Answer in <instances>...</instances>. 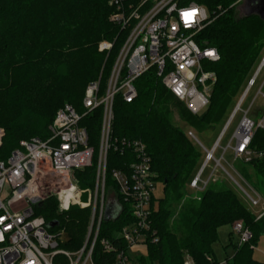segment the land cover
<instances>
[{
	"label": "trees",
	"instance_id": "1",
	"mask_svg": "<svg viewBox=\"0 0 264 264\" xmlns=\"http://www.w3.org/2000/svg\"><path fill=\"white\" fill-rule=\"evenodd\" d=\"M110 1L0 0V129L3 131L0 161L8 160L21 141L47 139L57 110L64 105L83 113L84 94L90 83L101 77L102 90L106 89L125 39L109 21L114 11ZM187 1L204 6L210 13L211 23L200 33L198 43L215 48L220 56L216 63L205 67L216 77L208 109L199 116L192 115L166 89L154 70L136 82L139 94L136 101L126 104L119 96L114 103L113 140L144 142L157 182L164 186L165 197L158 202L153 198L150 207L152 229L159 241L147 243L149 258L140 259L139 264H183L186 253L197 264H216L208 257L215 261L213 246L218 242L217 231L223 225L235 223L248 228L253 238L236 248L229 264H264L253 257L264 234V217L258 221L233 190L217 182L199 197L181 204L186 185L196 174L201 153L172 120L176 112L199 131L214 130L223 122L264 48V16L237 14L234 5L238 0ZM102 40L114 43L108 59L106 53L98 51ZM102 115L103 110L99 109L85 116L81 123L87 128L96 153L92 167L75 173L83 189L95 188ZM255 144L264 147V132L258 133ZM133 161L131 153L123 156L113 150L109 152L106 188L114 186L116 206L121 212L116 220L106 221L104 217L93 252L94 264H113L115 259L113 253L103 252L101 240L110 239L118 247H125L116 234L133 225L134 219L110 173L116 169L128 171ZM250 166L257 175H264V161H254ZM69 212L67 217L66 213L59 214L56 198L37 208L48 224L57 222L58 229H71L85 242L90 209L80 210L75 206ZM83 244H77L73 250Z\"/></svg>",
	"mask_w": 264,
	"mask_h": 264
},
{
	"label": "built area",
	"instance_id": "2",
	"mask_svg": "<svg viewBox=\"0 0 264 264\" xmlns=\"http://www.w3.org/2000/svg\"><path fill=\"white\" fill-rule=\"evenodd\" d=\"M110 6L114 11L109 21L119 28L125 39L106 89L102 90L101 77L90 83L84 94L83 113L71 105H64L57 110L47 139L21 141L20 147L8 160L0 161V264H56L62 257L64 264H94L93 252L109 203L105 191L111 150L123 156L127 153L133 155L134 161L130 163L128 171L116 169L110 175L134 221L133 225L124 227L116 234L125 247H118L105 238L100 241L103 252L115 255L113 264H137L132 260L130 251L136 246H147L149 241H159L151 222L150 207L157 184L152 159L146 144L140 140H113L114 103L119 96L126 104L136 101L139 96L136 82L154 70L166 89L192 115L199 116L209 107L211 89L216 80L214 72L207 71L205 67L216 63L220 56L215 48L202 47L198 43L200 33L211 23L210 13L204 6L187 0H111ZM234 6L241 7L246 13L264 16V0H238ZM189 13L193 15H186ZM112 46L104 43L101 50L110 51ZM260 60L211 150L206 149L192 131L185 134L197 148L206 152L204 164L192 177L189 188L202 194L212 182H217L214 172L221 167L244 199L254 209H260L255 214L258 221L264 217V198L233 166V174L228 173L222 163L225 154L230 151L235 160L243 163L264 161V147L255 144L258 133L264 132V115L256 125L248 118L249 110L244 112L229 144L224 149L220 144L264 70V53ZM263 86L264 83L258 88L251 107H255L258 100L264 105ZM99 109L103 110V115L96 184L93 192L89 191V202L84 203L75 173L92 167L96 153L90 144L88 130L81 123L85 116ZM219 148L224 152L217 159L215 155ZM211 163H215L216 167L205 179L204 173ZM50 198L58 200L59 214L67 213L75 206L91 211L85 242L76 252L63 248L60 239L65 231L57 227L52 232L46 219L37 213V208ZM113 202L116 204L115 200ZM232 232L240 235L239 246L253 238V233L242 223H235ZM208 260L216 264H229L227 259L220 263L212 257H208ZM183 264L197 263L186 253Z\"/></svg>",
	"mask_w": 264,
	"mask_h": 264
},
{
	"label": "rangeland",
	"instance_id": "3",
	"mask_svg": "<svg viewBox=\"0 0 264 264\" xmlns=\"http://www.w3.org/2000/svg\"><path fill=\"white\" fill-rule=\"evenodd\" d=\"M237 14H239L241 16L251 15L250 13L244 12V10L241 7L237 8ZM104 43H110V41H107V40L100 41L98 43V51L101 53H106L107 54L106 59H108L110 52L114 47V43L113 42L110 43V44H113L110 51H102L101 46ZM263 53H264V48L261 49V52H260L258 59H257V63L255 64V67L251 71L249 78H252L254 76L253 74L255 73V70L257 69L258 65L260 64V61H261L260 57ZM102 70H103V67L100 69V71H102ZM259 75L260 76L257 80V84H256L254 90H252L250 92L248 97L243 102L241 112L237 115L235 122L232 124V126L229 128V131L227 132L228 134L225 136L222 143L220 144L221 148L224 149L229 144V141L232 138L234 131L236 130L242 116L244 115V112L249 110L248 118H250L256 125L259 124L261 122V120L263 119L262 117L264 115V105H263V103H261V100H258L256 102L255 107H251V105H252L251 103L256 96V92H257V90H259L258 88H260L262 86V84L264 83V70ZM109 76H110V74H109ZM108 77L106 79H108ZM107 84H108V82H107ZM246 84L247 83L245 82L243 84V86L241 87V91L239 92L238 96L234 99L232 106L229 109L227 115L225 116L223 122L219 126H217L214 130L204 129V130L199 131L196 128H193L190 125H188L186 122H184L182 120V118L176 112H173L172 120L174 121L175 125L177 127H179L185 134L189 130L192 131L194 134H196L200 143H202L206 149L211 150L212 147L215 145L217 139L221 136V132L223 131L226 124L228 123V120H229L228 118L230 117V115L232 114L234 109L236 108L239 99L242 97V94L244 93L245 88H246ZM262 89H263L262 92L264 93V86ZM2 133H3V131L0 129V142H1ZM197 149L201 153V159L199 161V165H198L195 173H197L202 168V165L204 164L203 163L204 158L206 155V152L203 149H199V148H197ZM223 152H224V150L219 148L216 152L215 157L217 159L221 158ZM222 166L228 173L231 172L232 174H233V172L231 170V166H233L234 169L236 170V172L240 176H242L244 178V180H246L247 183L253 189H255L259 195L262 196V198H264V175H262L260 173H259V175H257L256 170L252 169L250 164L243 163L242 161H239V160H235V156H234L233 152L230 151L229 153L225 154ZM215 167H216V164L211 163L210 166L206 169L203 177L205 179H208L209 176L211 175V173L214 171ZM214 177H215L214 179L219 183V185H222L223 187H225L229 190H233V192L238 197L239 201L242 204H244V206L247 207L248 210L252 214L255 215V214L260 212V209H254L244 199L241 191L238 190L237 186L233 183V181L230 180L229 177L225 175V173L221 167H218L216 169V171L214 172ZM189 182L186 185V189L184 191L185 192V198L182 200L181 204H183L185 201H187L191 198L199 197L198 193L194 192L193 190H191L189 188ZM216 183L212 182L211 184L214 185ZM79 189L82 193L83 202L88 203L89 197H90L89 191L93 192L94 186H90L87 189H83L80 187V184H79ZM154 194H155L156 202L160 201L161 199H163L165 197L164 186H163L162 182H157ZM105 196L107 197V201L109 200V202H113L115 200L116 195H115V190H114L113 185L107 186L106 191H105ZM79 209L84 210L82 207H79ZM70 214H71L70 212H67L65 214V217L69 216ZM217 234L219 237L218 242L213 246L214 256H215L216 262L220 263L221 261H224L225 259L231 260L235 255L236 248L239 246V244L241 242L240 235L233 233L232 232V226H230V225L221 226L219 228V230L217 231ZM60 241L63 244V248H65L66 250L71 251V252H76V250H73V247H75L77 244L82 245L84 242L83 240H82L83 242L81 240H79L78 234H75L71 229L65 230L64 235L62 236ZM71 244H72V247L70 246ZM130 252H131L130 256H131L132 260L135 261L137 264H139L140 259H145L147 261L149 258V251H147L146 246H143V245L134 247V249H132ZM253 257L256 261H259L261 263L264 262V234L258 240L257 246H256L254 254H253ZM56 263L57 264H64L65 263L64 257L59 258ZM154 264H157V263L155 262Z\"/></svg>",
	"mask_w": 264,
	"mask_h": 264
},
{
	"label": "water",
	"instance_id": "4",
	"mask_svg": "<svg viewBox=\"0 0 264 264\" xmlns=\"http://www.w3.org/2000/svg\"><path fill=\"white\" fill-rule=\"evenodd\" d=\"M105 210H106V215H105L106 221L116 220L121 212V209L118 206H116L114 202H109ZM48 227L56 228L58 227V223L57 222L49 223Z\"/></svg>",
	"mask_w": 264,
	"mask_h": 264
},
{
	"label": "snow or ice",
	"instance_id": "5",
	"mask_svg": "<svg viewBox=\"0 0 264 264\" xmlns=\"http://www.w3.org/2000/svg\"><path fill=\"white\" fill-rule=\"evenodd\" d=\"M186 15L191 16V15H193V14H192V13H189V14H186Z\"/></svg>",
	"mask_w": 264,
	"mask_h": 264
},
{
	"label": "crops",
	"instance_id": "6",
	"mask_svg": "<svg viewBox=\"0 0 264 264\" xmlns=\"http://www.w3.org/2000/svg\"><path fill=\"white\" fill-rule=\"evenodd\" d=\"M216 261V260H215Z\"/></svg>",
	"mask_w": 264,
	"mask_h": 264
}]
</instances>
